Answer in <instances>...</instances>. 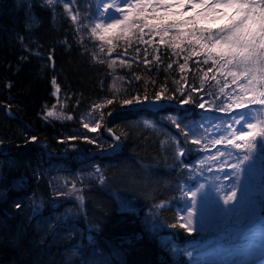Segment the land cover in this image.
I'll use <instances>...</instances> for the list:
<instances>
[{
  "label": "trees",
  "instance_id": "1",
  "mask_svg": "<svg viewBox=\"0 0 264 264\" xmlns=\"http://www.w3.org/2000/svg\"><path fill=\"white\" fill-rule=\"evenodd\" d=\"M77 11L82 23L98 18L94 4L80 0ZM77 28L59 3L0 0V264H180L173 246L192 248L195 255L206 246L198 234L179 227L189 169L201 152L184 142L167 117L190 126L205 111L179 105L178 94L154 103L159 104L155 108L123 105L122 100L145 92L151 100L162 85L175 89L182 73L177 64L172 69L167 64L183 59L160 45L162 63L136 60L126 67L117 60L110 69L93 54L106 61L113 55L106 57L100 43ZM137 46L141 56L148 47L152 59V47L136 43L124 58L134 57ZM188 68L195 71L192 61ZM187 74L191 82L192 73ZM49 110L59 118L46 117ZM91 116L89 128L101 123L95 132L84 127ZM175 140L185 151L182 157L175 156ZM261 155L264 172V147ZM62 181L61 193L80 191L82 207L59 199ZM261 207L264 216V200ZM241 236H232V250ZM242 247L244 254L225 264H239L236 259L257 251L245 243Z\"/></svg>",
  "mask_w": 264,
  "mask_h": 264
},
{
  "label": "snow or ice",
  "instance_id": "2",
  "mask_svg": "<svg viewBox=\"0 0 264 264\" xmlns=\"http://www.w3.org/2000/svg\"><path fill=\"white\" fill-rule=\"evenodd\" d=\"M59 2L61 0H46L48 6ZM75 3L76 0H64L63 8L72 22L78 25L77 31L86 29L90 37L98 39L101 42L99 51L106 57L117 52V56L109 61L93 54L98 62H107L110 69L117 65V60L120 66L126 67H131L136 60L144 65L154 61L162 63L160 45L183 59V63L177 59L167 64V69H172L173 63L177 64L178 71L182 73L180 80L175 81V89L169 91L162 85L151 100L145 92L143 96L124 98L122 104L131 106L175 100L178 94L181 97L179 105L194 104L205 112L225 114L229 117L227 121L214 124L205 119L191 127L177 116L167 118L185 137V143L196 145L203 152L212 153V149H215V153L205 157V160L213 163L219 161L221 170L226 164V156L232 158L233 152L240 154L235 157L237 162L230 165L239 182V174L243 171L241 165L252 158L258 146L264 147V0H110L102 2L99 18L87 24L81 22L79 12L74 10ZM113 12L118 15H113ZM33 20L36 22L35 18ZM156 37H159L158 41ZM121 42L123 51L118 52ZM134 43L152 47V59H148V47H144L141 56L138 46L134 48L136 55L125 59L129 55L128 48L133 47ZM189 61L195 65L194 72L188 68ZM189 72L192 73L191 82ZM135 79L141 77L135 76ZM152 83L155 84V81ZM205 96L210 99H205ZM106 103L112 104L113 100L108 99ZM94 107L100 108L102 105ZM54 115L51 110L46 113V117ZM66 118L71 119L70 116ZM144 123L150 125V121L145 120ZM206 124L210 126L206 127ZM84 127L89 128V124L85 123ZM100 127L101 123L97 121L89 131L95 132ZM122 135L125 134L115 135V140L120 141ZM31 139L35 141L36 137ZM175 144V156H184L181 142L175 140ZM118 146L113 145V148ZM205 160L200 163L203 164ZM72 187L75 189V185ZM204 187L201 184L196 191L189 189L184 193L191 201V208L186 222L179 227L189 233L193 231L192 217L197 196ZM77 198L83 200V197ZM222 200L225 206L236 201V187ZM15 206L17 209L21 207L19 203ZM163 206V202L158 205Z\"/></svg>",
  "mask_w": 264,
  "mask_h": 264
},
{
  "label": "rangeland",
  "instance_id": "3",
  "mask_svg": "<svg viewBox=\"0 0 264 264\" xmlns=\"http://www.w3.org/2000/svg\"><path fill=\"white\" fill-rule=\"evenodd\" d=\"M79 1L76 0V3L73 4V8L76 11ZM63 2L64 0H61L59 4L63 6ZM82 2L85 6L94 4L99 18L102 2H110V0H82ZM110 12H112L111 9ZM112 14L118 15L114 12ZM95 40L101 44L98 39ZM121 45H123V42H121ZM112 55L113 58L116 57L114 54ZM138 106L140 105L135 107ZM141 106L155 108L159 104L149 103ZM53 112L55 113L52 116L53 118L60 116L56 110H53ZM94 119L92 116L88 117V124H94ZM205 119L210 120L214 124H219L221 121H227L229 117L223 113L205 112L203 113V118L194 124L198 125ZM207 126L210 125L206 124ZM221 150L225 149L221 148ZM228 151L232 150L228 149ZM200 152L201 157L191 170V176L188 185L185 187V192L189 189L196 191L201 184L205 186L197 196L195 214L192 217V232L198 234L203 239L202 244L206 246L197 249L196 255L192 248L186 251L173 246L171 248L172 254L175 259H178L180 264H225L232 258L234 259L244 254L241 252L245 249L241 248H245L242 247L245 243L248 246H254L257 251L250 250L247 257H240L236 259V262L239 264H264V256H258V254H264V216L261 207V203L264 200V172L261 167L262 147L258 146L252 158L241 165L243 171L239 174V182L230 165L237 162L235 157L240 154L233 152L232 158L226 156L224 158L226 164L221 170L219 161L213 163L205 160V157L215 153V149H212V153ZM201 160H205V162L201 164ZM88 177L92 178L91 176ZM95 177L97 178L98 174L95 173ZM65 183L66 181H62L58 185L59 193L64 190ZM234 186L237 189V200L225 206L222 197L229 193ZM67 192L61 193L63 197L59 196V199L65 197L67 200H72L75 204H78V207H82V201L77 198L78 196L81 197L80 191L69 188ZM123 205L127 208L129 206L128 203ZM190 208L191 201L186 197L181 213V217L185 218L184 223ZM237 232H242V236L238 242L234 243L232 250V236ZM181 257L185 258L183 262H181ZM230 264H232V261Z\"/></svg>",
  "mask_w": 264,
  "mask_h": 264
}]
</instances>
